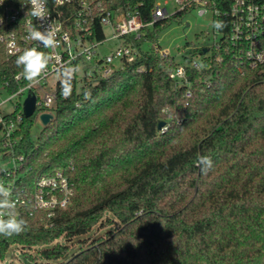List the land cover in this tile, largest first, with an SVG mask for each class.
Returning a JSON list of instances; mask_svg holds the SVG:
<instances>
[{"label":"trees","instance_id":"obj_1","mask_svg":"<svg viewBox=\"0 0 264 264\" xmlns=\"http://www.w3.org/2000/svg\"><path fill=\"white\" fill-rule=\"evenodd\" d=\"M132 1L145 3L150 22L154 0ZM144 57L80 90L67 82L70 94L61 91L55 120L36 140L33 118L25 120L30 158L18 186L62 172L74 197L50 228L41 214L22 212L27 227L0 235V261L14 246H52L39 251L44 264H264V66L242 75L229 54L213 50L205 69L187 70L186 105L185 87L175 90L169 77L176 60ZM3 71L20 69L5 63ZM203 156L212 160L206 172ZM108 223L118 230L70 256L73 239Z\"/></svg>","mask_w":264,"mask_h":264},{"label":"built area","instance_id":"obj_2","mask_svg":"<svg viewBox=\"0 0 264 264\" xmlns=\"http://www.w3.org/2000/svg\"><path fill=\"white\" fill-rule=\"evenodd\" d=\"M21 3L27 0H4L0 4V54L5 56V61L0 62V184L6 189V194H0V202L14 205L0 210L4 218L10 214L19 218L24 211L30 217L41 214L46 228H50L56 212L71 205L74 188L62 172L39 177L31 188H20L18 182L30 158L22 151L25 120L33 118L31 135L36 140L33 136L36 123L43 129L53 123L58 96L67 82L76 81L79 85V71L84 86L87 81L107 79L152 52L161 59L176 60L160 47L163 33L154 43L148 36L155 32V27L164 28L193 12L199 17L210 16L212 23L222 21L224 26L214 27L220 40L215 38L212 46L196 49L204 53L191 62L186 59L193 53L183 57V63L176 61L177 68L169 74L175 90L185 87L186 105L193 98L187 70L201 72L205 69L204 61L211 58L213 50L229 54L231 63L242 75L246 68L257 70L264 66V0H154L148 23L143 19V1L134 4L132 0H47L48 19L42 21L26 15L30 6L22 7ZM33 26L41 31L51 26L56 33L57 46L45 49L27 39ZM107 31L111 32L110 38ZM111 41H116L118 48L104 53ZM32 47L50 56L45 76L35 84L27 82L21 75L22 69L15 64L17 55ZM222 61L223 58L218 60ZM5 63L20 71L6 73L3 71ZM146 70L143 65L138 73ZM53 77L62 78L63 84L58 80L49 88ZM32 96L36 100L35 111L32 117L26 118L25 103ZM7 104H11L10 110L5 108ZM43 115L52 116L48 126L41 120Z\"/></svg>","mask_w":264,"mask_h":264},{"label":"rangeland","instance_id":"obj_3","mask_svg":"<svg viewBox=\"0 0 264 264\" xmlns=\"http://www.w3.org/2000/svg\"><path fill=\"white\" fill-rule=\"evenodd\" d=\"M111 36V32L107 31V38H110ZM215 38L220 40L221 36H217L215 33L210 16L199 17L196 12H193L180 18L179 21L172 22L169 25L168 29L161 37L160 47L163 51H166L171 56L176 57V61L178 63H183V57L191 55L193 50L202 46H212ZM118 46L119 45L116 41H111L107 44L106 49L103 48V52L107 53L109 52L108 50L114 51L118 48ZM81 75L82 73L79 71V90L83 87V77ZM58 80L63 81L60 77L51 78L49 80V88L54 87L55 82ZM12 103H16V100ZM5 108L10 110L12 106L11 104H7ZM42 130L43 126L37 122L33 129V136L35 139L38 138ZM110 218L113 219L111 216ZM107 225L106 228L102 229L100 227H96L87 235L73 239V242H71L73 249L70 256L77 254L82 249L81 247L83 246V242L87 241L86 244H90L92 242L91 240H97L105 237L109 232H115L118 230L119 227L118 223H108ZM47 248H52V246L45 248H32L30 250L14 246L6 254L5 260L0 261V264H44L45 261L40 256L39 251Z\"/></svg>","mask_w":264,"mask_h":264},{"label":"clouds","instance_id":"obj_4","mask_svg":"<svg viewBox=\"0 0 264 264\" xmlns=\"http://www.w3.org/2000/svg\"><path fill=\"white\" fill-rule=\"evenodd\" d=\"M4 0H0L3 4ZM47 0H27V3H21L22 7L25 5L30 6L26 15H30L37 21L48 19V12L46 8ZM222 21H215L213 27L222 28ZM27 39L38 42L43 48H54L57 46V38L55 31L51 28L46 31L39 30L36 26L31 27L28 32ZM50 56L32 47L25 49L21 54L17 55L15 64L22 69V77L30 84L38 83L49 66ZM63 84V81H62ZM63 94L68 96L70 94L69 88L65 87ZM199 163L202 165V171L206 172L212 164L211 157L203 156L199 158ZM0 194H6V189L3 184H0ZM13 208L14 205L8 202H0V209ZM27 227L26 221L22 218H17L15 214H10L8 218H4V213L0 212V235L12 236L20 234Z\"/></svg>","mask_w":264,"mask_h":264},{"label":"water","instance_id":"obj_5","mask_svg":"<svg viewBox=\"0 0 264 264\" xmlns=\"http://www.w3.org/2000/svg\"><path fill=\"white\" fill-rule=\"evenodd\" d=\"M35 97L32 96L30 97L26 103H25V116L26 118H30L32 117V115L34 114V111H35ZM43 124L45 126H48L50 124V121L52 120V116L50 115H43L42 118H41ZM166 123L165 122H161L159 125H158V130H162L164 127H165Z\"/></svg>","mask_w":264,"mask_h":264}]
</instances>
